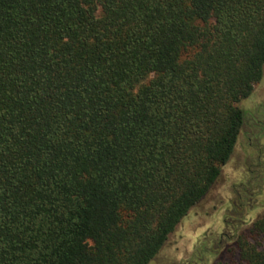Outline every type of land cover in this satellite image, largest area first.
Masks as SVG:
<instances>
[{"label": "trees", "instance_id": "1", "mask_svg": "<svg viewBox=\"0 0 264 264\" xmlns=\"http://www.w3.org/2000/svg\"><path fill=\"white\" fill-rule=\"evenodd\" d=\"M263 79L264 0H0V264H151L243 135L218 264H264Z\"/></svg>", "mask_w": 264, "mask_h": 264}, {"label": "rangeland", "instance_id": "2", "mask_svg": "<svg viewBox=\"0 0 264 264\" xmlns=\"http://www.w3.org/2000/svg\"><path fill=\"white\" fill-rule=\"evenodd\" d=\"M259 106L264 107V79L256 86L252 96L241 104V107L247 110H255ZM258 160L257 150L249 145L247 137L241 136L232 159L223 167L220 179L206 198L182 221L166 247L151 264H191L196 249L206 240H209V247L214 248L218 243L222 245L220 255L215 259L206 254V261L193 264H218L220 260L223 263L227 261V242L225 239L219 241V237L226 232L225 217L233 210L237 197L236 185L246 181L248 176L250 177L249 172H262ZM259 203L260 206L250 213V223L246 228L264 214V190ZM212 235H215L214 239H211L214 243H210L208 238ZM261 244L264 248V240H261Z\"/></svg>", "mask_w": 264, "mask_h": 264}, {"label": "flooded vegetation", "instance_id": "3", "mask_svg": "<svg viewBox=\"0 0 264 264\" xmlns=\"http://www.w3.org/2000/svg\"><path fill=\"white\" fill-rule=\"evenodd\" d=\"M263 140H264V138L262 139V145H263ZM263 147H264V145H263Z\"/></svg>", "mask_w": 264, "mask_h": 264}]
</instances>
